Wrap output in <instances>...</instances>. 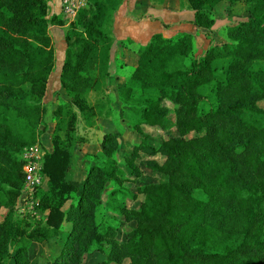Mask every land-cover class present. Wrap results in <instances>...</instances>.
Instances as JSON below:
<instances>
[{
  "label": "trees",
  "instance_id": "16d2710c",
  "mask_svg": "<svg viewBox=\"0 0 264 264\" xmlns=\"http://www.w3.org/2000/svg\"><path fill=\"white\" fill-rule=\"evenodd\" d=\"M123 1L88 0L66 32L60 82L70 100L53 111L47 189L36 192L47 215L40 222L16 214L25 184L21 155L48 131L44 99L57 63L49 29L66 23L50 16L49 0H0V264H26L30 244L58 238L64 223L71 229L55 264H82L95 244L104 264H264V0H186L198 29H212L213 10L223 1L246 4L251 17L227 27L229 42L198 58L189 34H156L140 50L119 91L143 136L126 160L140 177L136 162L146 155L147 169L166 180L130 195L144 196L139 208H118L125 223H136L123 241L117 228L96 221L107 184L123 182L113 161L118 132L105 134L108 160L92 166L81 191L66 181L77 122L97 127L113 115L105 85ZM145 128L177 134L156 147ZM196 190L206 198H196Z\"/></svg>",
  "mask_w": 264,
  "mask_h": 264
},
{
  "label": "crops",
  "instance_id": "0c3cea01",
  "mask_svg": "<svg viewBox=\"0 0 264 264\" xmlns=\"http://www.w3.org/2000/svg\"><path fill=\"white\" fill-rule=\"evenodd\" d=\"M61 9V0H49L50 16L63 18ZM213 15L215 24L212 29L206 31L196 27L195 11L189 8L186 0H163L161 2L124 0L114 15L112 25L114 45L110 77L105 85V93L111 100L113 115L108 119H100L98 128L105 132L106 126L108 128L117 126L116 123L123 119L120 88L129 82L138 65L140 50L150 43L154 35L162 34L166 38H176L184 34L191 35L194 43L193 57L198 58L203 56L211 46L229 42L226 36L227 27L249 21L251 17L246 4L228 1L218 4L213 10ZM68 27L69 25L65 24L64 26H52L49 29L55 46L61 45L63 53L67 48L65 35ZM64 57L65 55L56 63V66L58 65L56 71L49 80L47 95L44 99L48 112L70 100L68 94L62 90L60 82ZM103 125H105L104 130Z\"/></svg>",
  "mask_w": 264,
  "mask_h": 264
},
{
  "label": "rangeland",
  "instance_id": "374dc122",
  "mask_svg": "<svg viewBox=\"0 0 264 264\" xmlns=\"http://www.w3.org/2000/svg\"><path fill=\"white\" fill-rule=\"evenodd\" d=\"M63 55H65V52H62V46L57 45V62L60 61ZM96 99V95L92 93L90 95V101L94 104ZM105 102L106 101H104V103ZM204 104L205 105L202 106L203 112L209 110L210 100H207ZM169 106L172 108L171 105ZM260 106L264 107V101L260 103ZM55 109L53 111H55ZM53 111L48 112L47 110L45 125L48 126V131L41 136V143H39V145L42 146L44 153L53 151L52 136L55 127ZM173 118L174 117L172 116V119ZM135 120V114L133 112H123V119L116 123L117 126H110L109 128L106 126L107 128L104 130L105 125H103L102 128L105 131L103 132L100 128H98V125L97 127H86L84 120L80 118L76 124V133L74 134L76 143L72 149L71 163L66 176V181L73 183L81 191L92 166L95 164L98 165V161L107 162L108 160L104 155L101 146L105 134L107 132H118L120 136V147L118 152L114 155L113 161L116 168L123 173L121 176L123 184L115 181H111L107 184L105 191L101 196V204L96 214V221L102 227L110 225L117 228L119 239L122 241L124 240L126 233L136 227V223H125L124 217L121 215L118 208H139L144 200V196L139 195L136 200H133L130 195L137 193V189L141 185L160 183L166 180V178L160 175H155L147 169L146 162L151 158L146 155H142V158L136 162L141 176L137 177L131 173L130 166L126 159L133 153L134 146L139 143L143 137L132 126ZM145 132L150 137V143L156 147L164 140L177 134L175 129L162 131L160 129L145 128ZM155 159L161 163L163 161V158L160 156H157ZM43 184L44 185L40 188V190L47 189V176H45ZM195 197L198 199L206 198L205 194L201 190L195 191ZM18 209L16 214L17 216L22 217V215L19 214ZM3 212L4 210H0V218ZM46 218L47 215L41 212L39 219L31 220L41 222L46 220ZM70 229L71 225L64 223L58 238L45 243H31L29 246V255L26 264H55L57 257L62 253ZM104 261L105 257L98 251V247L95 244L90 252L84 256L82 264H104ZM14 262L15 261L13 259L11 264H14ZM125 264H128V262Z\"/></svg>",
  "mask_w": 264,
  "mask_h": 264
},
{
  "label": "built area",
  "instance_id": "2783aa9c",
  "mask_svg": "<svg viewBox=\"0 0 264 264\" xmlns=\"http://www.w3.org/2000/svg\"><path fill=\"white\" fill-rule=\"evenodd\" d=\"M87 3L88 0H61V13L66 25H70L77 19L80 10L84 9ZM21 156L24 162L25 184L18 212L22 217L39 219L40 201L35 196L45 181L43 173L45 153L42 146L37 144L26 148Z\"/></svg>",
  "mask_w": 264,
  "mask_h": 264
}]
</instances>
